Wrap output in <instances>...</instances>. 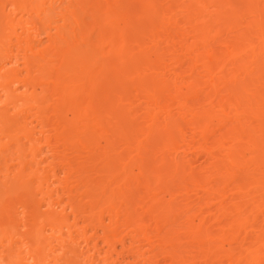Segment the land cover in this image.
<instances>
[{
	"label": "bare ground",
	"instance_id": "obj_1",
	"mask_svg": "<svg viewBox=\"0 0 264 264\" xmlns=\"http://www.w3.org/2000/svg\"><path fill=\"white\" fill-rule=\"evenodd\" d=\"M121 259L264 264V0H0V264Z\"/></svg>",
	"mask_w": 264,
	"mask_h": 264
},
{
	"label": "rangeland",
	"instance_id": "obj_2",
	"mask_svg": "<svg viewBox=\"0 0 264 264\" xmlns=\"http://www.w3.org/2000/svg\"><path fill=\"white\" fill-rule=\"evenodd\" d=\"M252 18V16H250L249 18H248V20H250ZM242 30H245V31H253V26L252 25H249V24H245V25H243L242 26ZM99 247H103V244H102V241H99ZM119 248H121V246H119ZM122 259H121V264H124V261H123V263H122ZM131 264V263H130Z\"/></svg>",
	"mask_w": 264,
	"mask_h": 264
}]
</instances>
